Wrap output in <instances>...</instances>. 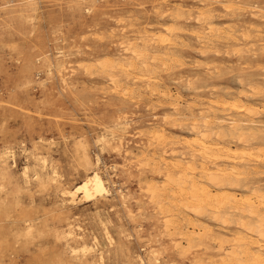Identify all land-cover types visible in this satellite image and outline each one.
Segmentation results:
<instances>
[{
	"label": "rangeland",
	"instance_id": "1",
	"mask_svg": "<svg viewBox=\"0 0 264 264\" xmlns=\"http://www.w3.org/2000/svg\"><path fill=\"white\" fill-rule=\"evenodd\" d=\"M205 7L210 9L213 19L205 24L197 23L198 14ZM177 11L181 13L178 20L170 16ZM167 24L178 32L161 36ZM206 25L213 26L212 37L206 33ZM183 30L186 34H181ZM192 31L195 34L191 35ZM196 34L201 39L207 37L201 40L203 43L198 42ZM227 34L234 36L238 43L213 40ZM246 35L249 39L245 37V40ZM161 37L174 43L161 44ZM152 38L155 40L151 43ZM177 38L184 41V47ZM261 43H264V0H0V264H99V257L102 264H222L225 250L229 252L230 247L225 245L224 250L221 247L219 250L215 240H228L236 232L244 233L235 226L237 216L221 219L223 226L209 210L201 213L203 216L195 213L199 217L184 207L174 211L168 200L162 197L157 201L146 192L149 183H163L162 176H158L162 165L154 173L155 170L149 169L151 165L145 163L146 159L163 153V147L150 140L152 134L148 135L159 129L165 140L170 138L166 140L167 155L164 154L169 161L185 154L181 137L184 141L193 137L188 133L191 118L185 123L182 117L176 118L177 114L168 106L172 102L186 116L190 111L197 116L211 101L220 102L227 97L240 100L257 112L264 110V96L257 97L252 91L264 87V44ZM134 45L139 53H144L143 59L149 64L147 57H153L154 52L164 57L162 54L167 51L169 69L154 66L152 71L143 68L135 71L127 64L129 61L140 64L130 51ZM237 47L239 50H234ZM170 53L175 56L174 62ZM112 61L127 65L132 78L125 79L116 73L119 84H114L99 70L93 68L94 71L90 69L93 72H86L98 62ZM147 78L156 79L157 86L151 84L153 88L149 83L152 80ZM252 83L261 85L253 87ZM117 86L120 87L117 89ZM155 88L160 97L165 89L163 96L170 94L173 99L159 100L161 104L155 102ZM165 117L172 121L169 123ZM228 117L219 126L226 131L232 118L241 115L229 113ZM252 121L257 124L252 125L258 129V136L264 137V114L254 115ZM253 132L257 133L256 130L250 133ZM170 150L176 152V158L171 157ZM84 155L91 166H85ZM259 167L264 170V165ZM23 169H26L25 177ZM94 171L103 179L107 196L90 202L80 200L79 196L74 203L61 196L63 188L75 189ZM261 176L259 179L264 180V175ZM185 219L186 225L193 222L188 227L202 228V231L185 226ZM205 226L209 227L207 232L203 229ZM70 227L72 236L64 238L62 233H67ZM179 228L182 230L176 236ZM222 229L223 232L219 231ZM196 233H201L204 239ZM194 236L198 239H193ZM180 240L178 246L176 241ZM82 244L92 251L83 254ZM192 245L191 250L188 247Z\"/></svg>",
	"mask_w": 264,
	"mask_h": 264
},
{
	"label": "bare ground",
	"instance_id": "2",
	"mask_svg": "<svg viewBox=\"0 0 264 264\" xmlns=\"http://www.w3.org/2000/svg\"><path fill=\"white\" fill-rule=\"evenodd\" d=\"M209 2V1H208ZM214 2V1H212ZM161 3H164L161 2ZM231 3V2H230ZM201 4V3H200ZM206 4V3H205ZM215 4V3H214ZM165 5V4H164ZM202 5V4H201ZM209 5V4H208ZM217 5V4H215ZM224 5V4H223ZM171 6H176V5H171ZM226 6V5H225ZM230 6V4H229ZM234 6V5H233ZM236 6V5H235ZM208 7V6H207ZM207 7L202 8L201 12H199L198 17L196 18V22L197 23H204L206 21H209V19L212 18V12L210 11V9H208ZM212 7V6H211ZM210 7V8H211ZM227 7V6H226ZM238 7V6H237ZM176 8L177 7H173ZM180 8V7H178ZM231 8V6H230ZM223 9V8H222ZM225 9V8H224ZM237 9V8H236ZM241 9V6H240ZM181 10V9H180ZM184 10V9H182ZM186 10V9H185ZM191 10V9H190ZM194 10V9H193ZM226 10V9H225ZM234 9H230V11ZM258 10V9H257ZM199 11V10H198ZM197 11V13H198ZM239 11V10H238ZM243 12V10H241ZM251 11V10H250ZM261 11V10H260ZM157 12V10H156ZM183 12V11H182ZM189 12V10H188ZM228 12V10L226 11ZM237 12V11H236ZM256 12V11H255ZM258 12V11H257ZM167 13V12H166ZM187 13V12H186ZM185 13V14H186ZM192 13V12H191ZM245 13V12H244ZM260 13V12H259ZM168 14V13H167ZM181 14V13H180ZM179 12H175L174 14L171 12L170 16L173 17L174 19L178 20V18L180 17ZM262 14V13H261ZM217 15V14H216ZM183 16V15H182ZM181 16V17H182ZM238 16V14H237ZM223 17V16H222ZM172 18V19H173ZM121 19V18H120ZM129 19V18H128ZM145 19V18H144ZM213 19V18H212ZM135 20V19H134ZM183 21V20H182ZM262 21V20H261ZM117 22V21H116ZM119 22V21H118ZM243 22V21H242ZM122 23V22H121ZM147 23V20H146ZM145 23V24H146ZM158 23V22H157ZM144 24V25H145ZM171 24V23H170ZM196 24V23H195ZM199 24V26H200ZM153 25V24H152ZM156 25V24H155ZM184 25V24H183ZM158 26V25H157ZM160 26V25H159ZM228 26V25H227ZM227 26H224L225 28H227ZM234 26V25H233ZM247 26V25H246ZM129 27V26H128ZM131 27V26H130ZM151 27V26H150ZM229 27V26H228ZM245 27V26H244ZM248 27V26H247ZM251 27V26H250ZM249 27V28H250ZM132 28V27H131ZM207 28V25H206ZM214 28H218V27H214ZM252 28V27H251ZM250 28V29H251ZM133 29V28H132ZM223 29V28H221ZM228 29V28H227ZM220 30V27H219ZM218 30V31H219ZM249 30V29H248ZM247 30V31H248ZM253 30V29H252ZM258 30V29H257ZM124 31V30H122ZM178 32V29H173L171 28V25L168 26H164L161 36L163 35H170L171 33L174 32ZM229 31V30H228ZM256 31V29H255ZM260 30H258L259 32ZM185 33V31L183 30L181 32ZM191 32V31H190ZM212 32H213V26H209L207 28V34L210 35V37H212ZM220 32V31H219ZM218 32V34H219ZM223 32V31H222ZM254 32V31H253ZM145 33V32H143ZM180 33V32H179ZM224 33V32H223ZM222 33V35H223ZM135 34V33H134ZM186 34V33H185ZM195 33H191V35H193ZM217 34V35H218ZM221 34V33H220ZM219 34V35H220ZM226 34V33H225ZM247 34V32H246ZM249 34V33H248ZM147 35V34H146ZM148 35H151V33ZM154 34H152L153 36ZM158 35V34H157ZM189 35V34H188ZM215 35V34H213ZM218 35V36H219ZM236 35V34H235ZM258 35V34H256ZM203 36V35H202ZM206 36V35H205ZM261 36V35H260ZM154 37V36H153ZM159 37V36H157ZM156 37V39H157ZM170 37V36H169ZM207 37V36H206ZM206 37L203 39L205 40ZM209 37V39H210ZM249 39V37L244 36V38ZM160 38V37H159ZM162 38V37H161ZM176 38V36L174 37V39ZM196 40L199 42L201 41V35L199 36V34H196ZM245 38V40H246ZM122 39V37H121ZM135 39V38H134ZM149 39V38H148ZM179 38H177L176 40H178ZM182 39V38H181ZM208 39V38H207ZM213 39V38H212ZM217 40L222 41V42H229V43H238L237 39L235 40L234 36H232L231 34H227L225 35V37H217L214 38L213 40ZM116 40V39H115ZM144 40V39H142ZM153 40H155V38L151 39V43L153 42ZM175 40V41H176ZM180 40V39H179ZM211 40V39H210ZM158 41V40H157ZM160 43H169L170 40L169 38H162L159 39ZM139 42V41H138ZM172 42V41H171ZM170 42V44H171ZM179 42H183L182 40H180ZM209 42V40L207 41V43ZM216 41H211V43L213 44ZM145 43V41H144ZM159 44V42H157ZM174 43V42H172ZM206 44V41L204 42ZM240 43V42H239ZM132 44V41H131ZM148 44V43H147ZM164 44V45H165ZM180 44V43H179ZM211 44V45H212ZM260 44V43H259ZM264 44V43H261ZM130 45V43H129ZM133 45V44H132ZM136 45V44H135ZM132 46L131 49L129 48L130 46H128V48L130 49V51H132L133 53V57L135 58L134 60L139 61L140 64L137 65L136 63H127V61H125L127 64L132 65L133 69H137V71H139V68H143L146 69L145 71H152L154 66H158V67H168L167 63L169 62L167 60L168 55H167V51L162 54L164 57H161V54L159 56V54L157 52H154L153 57L150 56L149 58L147 57V60H149L151 62V64H149V62H146L144 59L145 57H143L142 54L144 53H139V51L137 49H135L136 47ZM157 45V44H156ZM160 45V44H159ZM174 45V44H172ZM176 45V44H175ZM174 45V46H175ZM186 45V44H185ZM201 45V44H200ZM204 45V44H203ZM174 46H170V47H174ZM181 46V45H180ZM210 46V45H209ZM123 47V46H121ZM163 47V45H162ZM176 47H178V45H176ZM175 47V48H176ZM184 47V44H183ZM183 47H181L182 49H184ZM187 47V46H186ZM212 47V46H211ZM251 47V46H250ZM264 47V46H262ZM261 47V48H262ZM158 48V46H157ZM161 48V47H160ZM179 48V47H178ZM205 48V47H204ZM232 48V47H231ZM238 48V47H237ZM248 48V47H247ZM145 49V48H144ZM180 49V48H179ZM186 49V48H185ZM127 51V49H124V51ZM151 50V48H150ZM167 50V48H166ZM204 50V49H203ZM209 50V49H207ZM234 50H239L238 49H234ZM241 50V49H240ZM247 50V49H246ZM143 51V50H142ZM145 51V50H144ZM198 51V48H197ZM215 51V50H214ZM141 52V51H140ZM205 52V51H204ZM209 52V51H208ZM211 52V51H210ZM213 52V51H212ZM236 52V51H235ZM240 52V51H239ZM238 52V55H239ZM248 52V51H247ZM261 52V51H260ZM60 53V52H58ZM125 53V52H124ZM131 53V54H132ZM169 53V52H168ZM172 53V52H171ZM170 53V56H171ZM197 53V52H196ZM199 53V52H198ZM202 53V52H201ZM200 53V54H201ZM226 53V51L224 52ZM157 54V55H155ZM155 55V56H154ZM203 56L205 54H202ZM201 55V56H202ZM219 55V54H218ZM237 55V52L235 54V56ZM145 56V55H144ZM147 56V55H146ZM159 56V57H158ZM173 56V54H172ZM171 56V57H172ZM217 56V55H216ZM225 56V55H224ZM223 56V57H224ZM233 56V57H235ZM249 56V55H247ZM175 57V56H174ZM172 57V61L174 60ZM131 58V57H130ZM143 60H140V59ZM177 58V57H176ZM184 58V57H183ZM116 59V58H115ZM122 60V57L120 58ZM126 59V58H125ZM124 59V60H125ZM187 59V58H186ZM247 59V58H246ZM123 60V61H124ZM130 60V59H128ZM170 60V59H169ZM185 60V59H184ZM196 60V59H195ZM201 60V59H200ZM132 61V60H131ZM194 61V60H193ZM197 61L199 62V60L197 59ZM196 61V62H197ZM117 62V61H116ZM119 62V61H118ZM171 62V61H170ZM174 62V61H173ZM171 62V64L173 63ZM176 62V59H175ZM178 63L180 62L177 61ZM182 62V61H181ZM191 62V61H190ZM123 63V62H122ZM202 63V62H201ZM222 63V62H221ZM170 64V65H171ZM203 64V63H202ZM202 64L200 66H202ZM91 65V64H90ZM169 65V66H170ZM173 65V64H172ZM175 65V64H174ZM178 65V64H176ZM181 65V63H180ZM192 66V64H190ZM194 65H198L194 63ZM76 66V65H75ZM125 66L127 65H120V63H110V62H98L95 65L91 66V67H87L88 70H86V72L88 71H94L95 70H99V72L101 71L102 73H105L111 80L110 83H117V79L116 77V73L121 74V76L125 79L128 78H132V76L130 77L129 74V68L127 69ZM184 67V63H182V65ZM187 66V64L185 65V67ZM189 66V65H188ZM199 66V65H198ZM204 66V65H203ZM216 66V65H215ZM78 67V66H77ZM177 67V66H176ZM195 67V66H193ZM244 67V66H243ZM80 68V67H79ZM94 68V69H93ZM151 68V69H150ZM171 68V66H170ZM179 68V65H178ZM210 68V67H209ZM239 68V67H238ZM64 69V68H63ZM92 69V70H90ZM132 69V68H130ZM159 69V68H158ZM163 69V68H162ZM168 68H166L165 70H168ZM204 69V67H203ZM219 69V68H218ZM155 70V68H154ZM161 70V69H160ZM179 70V69H178ZM85 71V68L84 70ZM92 71V72H93ZM136 71V70H135ZM159 71V70H158ZM262 71V70H261ZM85 72V74H86ZM155 72V71H154ZM163 72V71H162ZM146 73V72H145ZM159 73V72H158ZM157 73V74H158ZM165 73V72H163ZM211 73V72H209ZM215 73V71L213 72ZM218 73V72H217ZM91 74V73H90ZM156 74V75H157ZM130 75H132V73H130ZM142 74H140L141 76ZM155 75V73L153 74ZM138 76V75H137ZM143 77V76H142ZM142 77H133V79H140ZM145 77V76H144ZM143 77V78H144ZM151 77V74H150ZM149 77V78H150ZM155 77V76H154ZM158 78V77H157ZM120 79V78H119ZM155 79V78H154ZM189 79V78H188ZM215 79V78H214ZM135 80V81H136ZM147 80H150L147 78ZM152 80V79H151ZM150 80V81H151ZM195 80V78L193 79ZM240 80V79H238ZM120 81V80H119ZM126 81V80H125ZM145 81V79H144ZM147 82V81H146ZM149 82V81H148ZM240 82V81H239ZM150 85L151 84H155V86H157V81L152 80V83L149 82ZM119 84V83H117ZM121 84V83H120ZM128 84V83H127ZM241 84V83H240ZM112 85V84H111ZM186 85H188V83H186ZM242 85V84H241ZM255 85H261V84H253L251 86H255ZM152 86V85H151ZM191 86V85H190ZM219 86V85H218ZM240 86V85H239ZM120 87V86H119ZM117 86V89L119 88ZM130 87V86H129ZM148 87V86H147ZM153 87V86H152ZM245 87V86H244ZM127 89V87H125ZM123 88V89H125ZM154 88V87H153ZM157 88V87H156ZM155 88V89H156ZM162 88H165V86H163ZM168 88V87H167ZM191 88V87H189ZM219 88V87H217ZM116 89V90H117ZM125 89V92H127ZM142 90V88H139ZM149 89V87H148ZM183 89V88H182ZM213 89V88H212ZM114 90V89H113ZM115 90V91H116ZM120 90V89H119ZM117 90V91H119ZM144 90V89H143ZM147 90V89H146ZM189 90V89H187ZM192 90V88H191ZM202 90V89H201ZM200 90V91H201ZM216 89H214L215 91ZM248 90V89H247ZM137 91V90H136ZM135 91V94H138ZM145 91V90H144ZM148 91V90H147ZM152 91V90H151ZM158 89H156V91L154 90L153 92H155V96L157 97V101L155 102H160L162 101V99H164V101L166 99H173L171 98L172 96L169 94L167 96H163L164 91H161L163 93L161 94V97L159 96V92H157ZM160 91V90H159ZM169 91V90H168ZM206 91V90H205ZM251 91V89H250ZM255 93L254 95H256L257 97L259 95L264 96V87H256L253 88V90ZM124 92V91H123ZM144 93V92H143ZM178 93V92H177ZM125 94V93H123ZM130 94V93H129ZM135 94L133 93L134 97L136 98ZM149 94H150V90H149ZM152 94V93H151ZM167 94V93H166ZM176 94V93H175ZM179 94V93H178ZM238 94V93H237ZM240 94V93H239ZM242 94V95H241ZM240 95L242 97H245V94L241 93ZM251 94V93H250ZM259 94V95H258ZM140 95V94H139ZM142 95V94H141ZM165 95V93H164ZM239 95V97H241ZM249 95V94H248ZM253 95V94H251ZM125 96V95H124ZM121 96V97H124ZM127 96V95H126ZM138 96V95H137ZM178 96V95H177ZM180 96V95H179ZM247 96V95H246ZM131 97H132V93H131ZM129 97V98H131ZM142 97V96H140ZM146 97V96H143ZM176 97V96H175ZM210 97V95H209ZM256 97V98H257ZM152 98V97H150ZM180 98V97H179ZM222 98V97H221ZM250 98V97H249ZM125 99V97H124ZM133 99V98H132ZM130 99V101L132 100ZM137 99V98H136ZM134 99V100H136ZM142 99V98H140ZM154 99V96H153ZM199 99V98H198ZM197 99V100H198ZM201 99V98H200ZM205 99V98H204ZM203 99V100H204ZM220 99V98H219ZM224 99V98H223ZM220 102H212L208 104L207 108L201 109L198 113L197 116L193 115L191 112L189 113L188 116H186V114H184L182 111H179L177 103L173 104V102L171 103L172 105H168L169 108L172 107V111L173 113L177 114L176 118L182 117V122L187 121L189 118H191L192 122L190 123L189 126V131L188 133H191L193 135L192 138L188 139V140H182L181 137V141L183 142V147H185L186 151L185 154H182V156L180 158L177 159H173V160H167L164 156L167 155L166 151H165V147L167 146V139L169 137H167V139L165 140L164 136L161 134V130L159 131H153L152 129V133H150L148 136L150 137V135L152 134L150 140L151 141H155V143H158L157 145H160L163 147V153L162 155L158 156L157 158L151 157L150 159H146L144 157L145 163L149 166V169L151 167L150 170H155L154 173L159 170V164L162 165L161 167H163V170L158 173V176L161 175L163 178V183H161V185H159L156 182H151L149 183V186L146 187V192H149V194L153 197V198H157V201L159 199H161L162 197L165 198L166 202H169L168 205L170 207L173 208V210L175 211H179L180 208L184 207L185 211H188L187 209H189L188 212H190L191 210V214L195 215L196 214H200V216H203V214L201 215V213H203L206 210L210 211V214L215 217V219H218V223L221 224L223 223V220L226 219H234L233 217L231 218L230 216H237V221H236V227H238L241 230H244V233L242 232H236L234 233L230 239L225 240L222 239H218V241L215 240V243L217 242L219 245V250L221 248H223V246L228 245L230 247V251L226 252L225 250V255L222 258V260L220 262H223L222 264H225V262H227V264H264V184H262V182H264V180H260L259 177L261 175H264V170H259V165H264V137L258 136V129L253 127L252 124V117H254V115H258V114H264V110H259L260 112H257V110H254L256 108H252L250 105V107H247L245 104H242L240 102V100H236L234 98H226ZM244 99V98H243ZM146 100H148V97H146ZM160 100V101H159ZM174 100H176V98H174ZM206 100V99H205ZM124 101V100H123ZM137 101V100H136ZM150 101V100H149ZM163 101V102H164ZM172 101V100H171ZM178 101V100H176ZM181 101H185L182 100ZM208 101V100H207ZM142 102V100H141ZM145 102V101H144ZM179 102V101H178ZM210 102V101H209ZM148 103V102H147ZM150 103V102H149ZM170 103V102H168ZM191 103V102H189ZM131 104V103H130ZM158 104V103H157ZM161 104V102H160ZM160 104H158L160 106ZM166 104V103H165ZM192 104H194L195 108H196V104L192 102ZM151 105V104H149ZM188 105V102H187ZM191 105V104H189ZM262 105V103L260 104ZM259 105V106H260ZM156 106V105H153ZM193 106V105H191ZM204 106V105H203ZM207 106V105H206ZM147 107V106H146ZM150 107V106H149ZM181 107V106H180ZM187 107V106H186ZM201 107V106H200ZM261 107V106H260ZM152 108V106H151ZM154 108V107H153ZM166 108V107H165ZM149 110V109H148ZM153 110V109H151ZM189 111V109H187ZM155 112V109L154 111ZM182 112V113H181ZM171 113V112H170ZM229 113H236L237 115H241L240 118H236L233 119L227 124V131L226 129H224L223 127H219L220 123L222 124L223 122H226L224 120L225 117H227V119L229 118ZM167 115V114H166ZM179 116V117H178ZM159 117V116H158ZM157 117V118H158ZM169 117V115H168ZM168 117H165L163 119H167ZM170 118V117H169ZM174 117L172 116V119ZM154 119V118H153ZM162 119V121H163ZM172 119H169V121H172ZM174 120L176 121V119L174 118ZM168 121V119H167ZM168 121V122H169ZM173 121V122H175ZM165 122V121H163ZM118 123V122H117ZM170 123V122H169ZM176 125L178 124V122H175ZM162 124V123H161ZM122 125V124H121ZM257 124H254V126ZM179 126H181L179 124ZM218 126L219 129H217L218 131H216L215 127ZM155 127V126H154ZM153 127V128H154ZM151 128V127H150ZM175 128V127H174ZM180 128V127H179ZM118 129V128H117ZM144 130V129H143ZM150 130V129H149ZM150 130V131H151ZM156 130V129H155ZM225 130V131H224ZM257 131V133L255 134L254 132L251 134V131ZM148 132V131H147ZM121 133V132H120ZM164 133V132H163ZM141 134L145 135L144 133L141 132ZM140 134V135H141ZM146 135V136H147ZM172 138H174L172 136ZM116 139V138H115ZM144 139V138H143ZM170 139V138H169ZM177 139V138H176ZM186 139V138H185ZM101 140V139H100ZM172 140V139H171ZM170 140H168V143ZM174 140H172L171 142H173ZM180 141V140H179ZM180 141V142H181ZM121 142V141H119ZM178 142V140H177ZM176 143V142H175ZM179 143V142H178ZM100 144V143H99ZM119 144V143H118ZM148 144V142H147ZM171 144V143H170ZM148 147V145H147ZM158 147V146H157ZM169 147V146H168ZM144 148V147H143ZM146 148V147H145ZM152 148V147H151ZM155 149V148H154ZM157 149V148H156ZM128 152H126L127 154ZM151 153V152H150ZM133 154V153H132ZM169 154L171 155V157L176 158L177 155L175 151L170 150ZM150 155V154H149ZM133 156V155H132ZM131 156V157H132ZM141 156V154H140ZM138 157V156H136ZM136 159V158H135ZM138 159V158H137ZM140 159V158H139ZM14 160V159H13ZM83 161L85 166H91L89 159L86 155L83 156ZM138 161V160H137ZM135 161V162H137ZM98 162V160H97ZM129 162V161H128ZM146 164L145 165L146 167ZM142 167V163L140 164ZM139 166V165H138ZM96 167V166H95ZM24 168V167H23ZM148 168V167H147ZM157 169V170H156ZM24 170V169H23ZM143 170V168H142ZM152 171V172H153ZM158 172V171H157ZM25 173H26V169L24 170V177H25ZM155 175V174H154ZM157 175V173H156ZM195 175H197V177H195ZM23 176V175H22ZM38 176V175H37ZM38 178V177H37ZM262 178V176H261ZM36 179V178H35ZM32 180V179H31ZM108 181V180H107ZM55 183V182H54ZM141 183V182H140ZM146 183V182H145ZM206 184V185H204ZM209 184V185H207ZM237 190L241 193H236L233 192L231 190ZM142 192V191H141ZM148 194V193H147ZM108 195V190L105 187L104 181L101 178V176L97 173V172H91V174L87 175L85 177V180L75 189L70 190L69 188H63L61 190V196L68 202L70 203H74L76 198L80 197V200H83L85 202H90V201H94L97 198H103L105 196ZM110 195V194H109ZM150 196V197H151ZM121 197V196H120ZM156 199H154L153 203L155 202ZM160 202V201H159ZM167 206V210H169V206ZM155 206V203H154ZM157 210H160L159 207L157 206ZM187 208V209H186ZM163 210V209H162ZM160 210V211H162ZM166 210V211H167ZM183 210V211H184ZM165 210H163L162 212L164 213ZM172 211V210H171ZM170 212V211H169ZM182 212V211H181ZM160 213V212H159ZM168 213V212H167ZM174 213V212H173ZM186 213V212H185ZM165 214V213H164ZM177 214L176 217L178 216V213H175V215ZM181 215H183V213H180ZM168 215V214H166ZM48 216V215H47ZM61 216V215H60ZM172 216H174V214H172L170 216V218H172ZM186 218L188 217L187 215ZM183 216V217H184ZM196 217H199V215H195ZM205 216V215H204ZM230 217V218H229ZM189 218V217H188ZM201 218V217H200ZM184 219V218H183ZM191 219V218H190ZM188 219V220H190ZM223 219V220H221ZM236 219V218H235ZM174 220V219H172ZM178 220H180L178 218ZM225 220V221H226ZM229 222H232L230 221ZM171 221V220H170ZM169 221V222H170ZM176 221V219L174 220ZM173 221V222H174ZM184 224L185 226H189L192 225V223L194 221H196V219L194 218L193 222L190 224L188 221V225H186L187 220H184ZM217 221V220H216ZM214 221V222H216ZM222 221V222H220ZM164 222L167 224L169 223L168 221ZM172 222V223H173ZM177 222V221H176ZM183 224V221H181ZM227 222V221H226ZM235 222V221H233ZM232 222V223H233ZM171 223V222H170ZM179 223V222H178ZM232 223H224L226 224V226H231ZM181 224V223H180ZM217 224V223H216ZM173 225H176L175 223ZM196 225L199 227V224L196 223ZM218 225V224H217ZM223 225V224H221ZM233 225V224H232ZM181 226V225H180ZM194 226V224H193ZM224 226V225H223ZM222 226V227H223ZM177 227V226H176ZM175 227V228H176ZM235 227V228H236ZM173 227H171L170 229H172ZM188 228H191L188 227ZM193 229L195 227H192ZM191 228V229H192ZM201 228V226L199 227ZM208 229L209 227L205 228L203 227V229ZM216 228V227H215ZM220 228V227H219ZM218 228V229H219ZM187 229V228H186ZM196 229V228H195ZM202 229V228H201ZM201 229H196L197 231L201 230ZM205 230V232H207L208 230ZM45 230V229H44ZM182 229L179 228V230H176V233H179V231H181ZM169 231V229L167 230V232ZM178 231V232H177ZM188 231H190L188 229ZM192 231V230H191ZM202 231V230H201ZM204 231V230H203ZM223 232L222 230H219ZM225 231V230H224ZM186 231H184L185 233ZM204 232V233H205ZM212 233V231H210ZM235 232V231H234ZM44 233V232H43ZM184 233L182 232V234L184 235ZM189 233V232H188ZM203 233V232H202ZM203 233V234H204ZM226 233H228L226 231ZM73 234V231L71 229V227L69 228L68 232L66 233H62L64 238H69L71 237ZM197 234V233H196ZM193 234V235H196ZM201 234V233H200ZM200 234H197L200 236ZM207 234V233H206ZM209 234V232H208ZM217 235V233H214ZM190 235V233H189ZM188 235L189 239L190 236ZM174 236V235H173ZM177 236V235H176ZM207 236V235H206ZM162 237V236H161ZM169 237V236H168ZM181 237V236H179ZM177 237V238H179ZM188 237H183V238H188ZM192 237V234H191ZM203 237V236H202ZM200 236V239L202 238ZM205 237V236H204ZM204 237L202 239H204ZM220 237V236H219ZM255 237V238H253ZM196 238V236L193 237V239ZM207 238V237H206ZM181 239V238H180ZM188 239V240H189ZM192 239V241H193ZM198 239V237L196 238ZM199 239V240H200ZM201 239V240H202ZM185 241V239H183ZM191 240V239H190ZM189 240V241H190ZM189 241H186L184 243H187ZM213 241V239L211 240V242ZM183 242V241H182ZM191 242V241H190ZM195 241H193L192 244H194ZM200 242V241H199ZM176 244H179L178 246L181 245V240L178 243L176 241ZM188 244V243H187ZM190 244V243H189ZM188 244V245H189ZM187 245V246H188ZM200 246V245H199ZM215 246V244H214ZM176 247V246H175ZM193 247V245L190 247H188L189 249H191ZM198 247V246H197ZM221 247V248H220ZM174 248V247H173ZM196 248V247H194ZM201 248V247H200ZM225 248V247H224ZM223 248V250H224ZM193 249V248H192ZM191 249V250H192ZM199 249V248H198ZM56 251V250H55ZM83 254L88 253L90 251H92L91 248L87 247L86 245H81V250H80ZM181 251V250H180ZM217 251V250H216ZM72 253H76V250H71ZM219 259V258H218ZM221 259V257H220ZM214 260V259H213ZM198 261V260H197ZM196 261V262H197ZM210 261V259H209ZM141 262V260H140ZM206 263V262H205ZM99 264H102V258L99 257ZM209 264V263H208Z\"/></svg>",
	"mask_w": 264,
	"mask_h": 264
}]
</instances>
